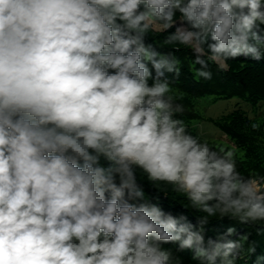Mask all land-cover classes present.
<instances>
[{
	"label": "clouds",
	"instance_id": "9594fccd",
	"mask_svg": "<svg viewBox=\"0 0 264 264\" xmlns=\"http://www.w3.org/2000/svg\"><path fill=\"white\" fill-rule=\"evenodd\" d=\"M181 48L203 80L264 59V0H0V264H173L165 245L234 264L237 229L206 225L264 226V177L179 118ZM138 173L204 215L166 211Z\"/></svg>",
	"mask_w": 264,
	"mask_h": 264
},
{
	"label": "trees",
	"instance_id": "16d2710c",
	"mask_svg": "<svg viewBox=\"0 0 264 264\" xmlns=\"http://www.w3.org/2000/svg\"><path fill=\"white\" fill-rule=\"evenodd\" d=\"M166 35L167 33L151 32L149 40L161 51H168L169 46L163 44ZM175 55L179 60L181 75L179 79L169 77L170 95L174 97L176 103L183 105L184 112L179 115V118L185 121L190 134L199 137L202 141L206 140L215 150L222 149L201 136L193 125L194 121L202 120V118L211 122L233 143L237 157V170L244 175L264 177V59L254 61L240 57L229 61L226 71L219 70L216 65L210 63L212 79L203 80L196 74L199 65L193 63L194 56L190 49L181 48ZM205 96H211L214 99L239 98L250 107V112L239 105L218 118L205 119L196 109L199 98ZM253 123L259 125L257 130L251 127ZM138 179L144 182L146 196H154L156 191L160 192V204L166 211H171L174 215L183 212L193 224H196L198 217L204 215L193 209L185 197L173 193L164 185H150L139 173ZM165 192H167V199L163 196ZM230 226L237 229V235L230 239L239 238L242 242L240 255L234 260V264H257L258 258L264 256V226L241 224L238 220L228 217H211L209 224L206 225V237L215 239ZM165 247L173 250V264L177 259L180 264H202L201 261L193 259L189 250L176 252L175 245H165ZM253 248L255 253L251 251ZM259 264H264V260H261Z\"/></svg>",
	"mask_w": 264,
	"mask_h": 264
},
{
	"label": "rangeland",
	"instance_id": "374dc122",
	"mask_svg": "<svg viewBox=\"0 0 264 264\" xmlns=\"http://www.w3.org/2000/svg\"><path fill=\"white\" fill-rule=\"evenodd\" d=\"M159 33V32H158ZM242 107L250 112V107L242 102L239 98L232 99H214L211 96L201 97L198 100L197 111H199L205 119L218 118L223 114L231 112L236 107ZM251 114V113H250ZM197 132L208 141L215 143L222 149L234 148L230 139L221 132L216 126L207 120H196L193 122ZM237 153H240L237 151Z\"/></svg>",
	"mask_w": 264,
	"mask_h": 264
}]
</instances>
